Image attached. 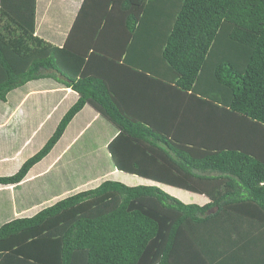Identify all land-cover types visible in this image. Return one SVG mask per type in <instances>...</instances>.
Returning <instances> with one entry per match:
<instances>
[{
	"label": "trees",
	"instance_id": "1",
	"mask_svg": "<svg viewBox=\"0 0 264 264\" xmlns=\"http://www.w3.org/2000/svg\"><path fill=\"white\" fill-rule=\"evenodd\" d=\"M38 2L0 0V108L43 78L76 99L59 100L38 150L0 175L28 186L0 208V264H264V0H78L63 35L39 34ZM164 93L175 106L149 118ZM185 100L207 125L200 143L182 136ZM83 115L110 126L106 173L119 181L76 188L62 183L69 165L49 194L27 174Z\"/></svg>",
	"mask_w": 264,
	"mask_h": 264
},
{
	"label": "crops",
	"instance_id": "2",
	"mask_svg": "<svg viewBox=\"0 0 264 264\" xmlns=\"http://www.w3.org/2000/svg\"><path fill=\"white\" fill-rule=\"evenodd\" d=\"M77 5H79L78 0H39L37 4L39 7L38 22L39 25H41V31H38L39 34L50 30L54 34L63 35L65 32L62 30L65 23L64 21L68 18L71 19V14L75 12V7ZM55 37H59V35H55ZM53 40H55V38ZM51 80L53 79L43 78L26 83L22 88L10 92L7 101L1 106L0 175L13 174L27 157L31 156L38 150L43 142L41 138H46L47 133L51 128V124L48 125L45 123L44 126L43 124L45 120L49 118L51 112L57 107V102L61 99L73 102L76 99V94L70 87L63 86L60 82ZM63 90L65 92L64 94H61L60 92ZM153 90H155V88ZM168 91L172 93V90ZM165 97L164 106L166 108L158 113L152 112L148 114L149 118L153 119V116L156 117V114L160 115L161 113L167 112V110H170L169 112L172 111V108L175 106L174 102L176 101H174L175 99L170 96V94H165ZM178 104L181 108L178 120H181L180 128L182 136L189 132L199 134L198 142L200 143V136L201 134H206L207 125L195 123L193 122L194 120L191 121L190 102L188 103L185 100L184 103ZM203 106L204 108H207L206 105ZM68 107L69 105H66L65 109ZM154 113L155 115H153ZM85 118L87 119L88 117L83 115L82 117H76L71 121L60 141L56 144L54 148L55 150L51 152L55 155V158L53 157V160L49 161L46 156L45 160H42L40 163L33 166L27 174L26 178L28 180L33 181L37 176L40 178L44 173L54 168V164L66 157L67 153L71 151L72 144L75 143V141L76 143L80 142V146L76 153L79 158L85 157L87 160L89 159L91 161V164L93 161H96L97 164H99L100 161H106L107 167H105L106 169L103 171L104 174L112 172L113 170L115 171L110 160V155L106 149L107 143L113 137L110 135V126L101 120L98 115L93 116L92 120L94 121H90L86 123V125H83ZM214 118L220 120V114H215ZM93 122H95L92 125L93 130L86 129L85 126H89ZM37 135H39V137H37ZM208 135L209 133L207 136ZM80 136H86V138L83 141H78ZM236 141H238L237 137ZM61 143L64 144L62 149H60L62 147ZM199 145L201 146V144ZM74 156L75 153L70 155L67 159L71 163L70 166L81 162L80 160H75ZM82 164L80 165L82 166ZM63 166L64 167H61L59 175L64 173L63 169L70 168L69 166ZM39 178L38 182H34V184L37 186L45 184V188H48L49 194L53 193L54 191L49 188L51 187L49 183L52 182V179L48 178L47 180L39 182ZM92 179L93 178L86 176V178L81 179V181L74 187H81L92 181ZM27 187L20 188V185L17 187L9 185L6 187L8 189L7 191L5 187L0 186V208L8 207L9 199L11 200V205H13L16 198L21 199L23 196L27 197V194L25 193ZM0 214L5 217L9 216L7 210H1Z\"/></svg>",
	"mask_w": 264,
	"mask_h": 264
},
{
	"label": "rangeland",
	"instance_id": "3",
	"mask_svg": "<svg viewBox=\"0 0 264 264\" xmlns=\"http://www.w3.org/2000/svg\"><path fill=\"white\" fill-rule=\"evenodd\" d=\"M51 81H53V80H51ZM79 146H80V142H78L76 144L73 143L71 151H69L67 153L66 157H64L61 160L60 165L56 167V168H59V167H61L63 165L69 166L71 163L67 159H68V157L70 155H73L74 153H75L74 159L75 160H80L83 163L82 166L80 165L81 163H78L77 165L76 164H74V165L72 164L73 169H72L71 174L64 175V177L62 179V183H65L66 181H68L67 179H70V180H75L76 179V182L78 183V182L81 181V179L86 178V176L91 177L93 179H96V181L98 183L101 181L99 179H101L103 177H104L103 179H112V180H118L119 181L118 176H116V175L107 176V174H103V171L105 170V166L107 164L106 161H102V162L100 161L99 164H97L96 161H93V163L91 164V161L89 159L87 160V158H85V157L84 158H79L76 155ZM104 164H105V166H104ZM56 168H55V171L57 172ZM56 172H54L52 174L53 175L52 177H51V175H49V179L50 178L52 179V182L49 183L50 186H51L50 189L52 191H57L58 190V187H57L58 184L57 183L60 182L59 180L61 178L60 177L61 175H58ZM166 188H167L168 192L173 193L174 195H176V193L173 190H171L169 187H166ZM53 193H55V192H53ZM190 198H191L190 201H195V202L199 203L198 201L202 200L201 198H203V197L200 196V195L192 194Z\"/></svg>",
	"mask_w": 264,
	"mask_h": 264
}]
</instances>
